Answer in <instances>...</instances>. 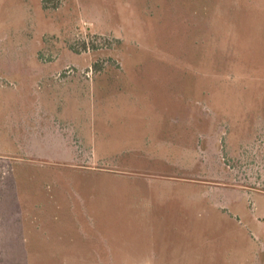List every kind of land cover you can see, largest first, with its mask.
Returning <instances> with one entry per match:
<instances>
[{"label":"rangeland","instance_id":"obj_1","mask_svg":"<svg viewBox=\"0 0 264 264\" xmlns=\"http://www.w3.org/2000/svg\"><path fill=\"white\" fill-rule=\"evenodd\" d=\"M0 264H264V0H0Z\"/></svg>","mask_w":264,"mask_h":264},{"label":"crops","instance_id":"obj_2","mask_svg":"<svg viewBox=\"0 0 264 264\" xmlns=\"http://www.w3.org/2000/svg\"><path fill=\"white\" fill-rule=\"evenodd\" d=\"M31 76V81H33L34 86H36V84H38L39 80L41 78H44L42 80V83L44 84H48L47 88L50 91V97L49 99L54 103L52 105H48L46 104L47 102H45L46 100H43V96L40 97L39 95V100L40 101L42 99V107L44 108V117H46V115L48 114L50 117L53 118H58V119H62L64 118V113L65 111L62 110V98L64 99L65 97H63L64 95L60 94L62 91V89H66L65 87H67L68 85H71L70 88L74 87V91L78 90V80L77 81H67L69 79H63V80H58L55 77H53V75L51 74V76L48 77V74H41L38 73L36 69L33 70V72L30 74ZM69 82V83H68ZM73 82V83H72ZM61 91V92H60ZM35 92V91H34ZM74 93H69L67 94L68 98H72L71 96H73ZM37 93H35V98H36ZM38 96V95H37ZM34 98L33 102V114H31V118H33V122H36V117H39V113L37 112L36 108H40L41 107V102H36V99ZM61 100V101H60ZM56 101V102H55ZM72 102H74V99L72 100ZM54 110H52V109ZM70 116V114L67 115V117Z\"/></svg>","mask_w":264,"mask_h":264}]
</instances>
